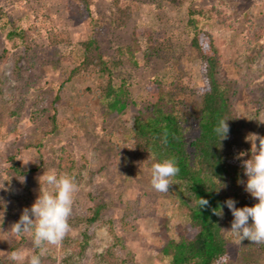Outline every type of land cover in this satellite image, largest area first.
I'll return each instance as SVG.
<instances>
[{
    "label": "rangeland",
    "instance_id": "rangeland-1",
    "mask_svg": "<svg viewBox=\"0 0 264 264\" xmlns=\"http://www.w3.org/2000/svg\"><path fill=\"white\" fill-rule=\"evenodd\" d=\"M121 5L129 9L123 26L118 25L114 0H93L89 12L71 0H0V202L9 207L0 210V259L18 240L8 231L45 187L39 177L55 170L73 176L78 191L68 233L61 244L46 245L42 262L169 264L161 250L187 223L181 202L194 207V198L173 179L168 192L152 187L150 169L155 162L135 152L131 129L136 113L149 101L147 90L154 80L163 81L166 93L171 85L192 98L205 86L201 62L190 47V7L204 10L198 27L214 36L224 76L244 84L237 110L246 137L264 135V0H121ZM91 22L98 26L94 31L106 60L122 62L114 81L125 82L130 97L120 114L111 113L96 96V75L70 77L82 60L80 44L91 35ZM13 29L27 31L34 39V65L25 59L22 45L12 47L7 34ZM40 80L46 86L36 89ZM192 100L186 103L189 112L197 106ZM55 108L57 128L44 136L40 130ZM192 128L196 135L194 120ZM16 154L24 170L41 161L40 169L31 177L10 175L8 158ZM246 196L236 207L258 202ZM95 200L107 211L87 225L83 219ZM233 219L220 218L229 264H264L258 251L242 252V241L230 231ZM24 237L19 250L38 252L32 234Z\"/></svg>",
    "mask_w": 264,
    "mask_h": 264
},
{
    "label": "trees",
    "instance_id": "trees-1",
    "mask_svg": "<svg viewBox=\"0 0 264 264\" xmlns=\"http://www.w3.org/2000/svg\"><path fill=\"white\" fill-rule=\"evenodd\" d=\"M85 12L90 11L93 0H71ZM117 11L118 25L123 26L129 18V9L121 5V0H114ZM187 27L192 30L190 47L201 62V72L205 86L192 96L177 88L168 86L170 93L163 89V81L156 79L148 87L149 101L134 117L131 129V142L135 152L140 156L150 157L154 162L165 158H174L179 172L172 177L182 183L193 196L195 206L190 207L181 202L183 214L187 217L186 225L179 231L176 239L169 240L161 250V256L169 264H214L220 257H227L221 264H229L228 247L220 218L214 213L223 208V216L231 217L224 204L229 198L237 205L246 200V191L239 179L246 181L242 161L235 151L245 153L246 160L250 158V149L246 141L245 126L237 110L239 91L244 87L242 81L230 79L223 74V59L214 36L198 27L197 18L204 15V10L190 7L187 12ZM92 33L80 44L83 57L70 77L81 74H94L99 83L95 89L96 96L104 101L111 113L120 114L126 107L130 97L125 82L115 84L114 71L121 66L118 60H106L101 52L100 44L94 29L98 27L91 22ZM7 38L12 41V47H24L25 59L29 64L37 62L34 51L35 41L27 31L11 30ZM45 81H37L36 89H43ZM197 103L194 112L186 109V103ZM55 98L54 105L58 104ZM35 107L33 122H38L39 115ZM56 108L48 121L44 122L40 133L51 135L57 128ZM220 119H229L228 138L221 140L214 132ZM196 123V135H193L192 121ZM18 155L8 158V173L14 177L33 176L41 167L24 170L17 163ZM226 185L223 187V185ZM223 187V188H221ZM200 198L208 200V205L201 207ZM9 207L0 202V210ZM107 211V206L98 200L87 210L83 221L87 225L97 223ZM21 215H19L18 220ZM9 245L8 254L0 259V264H11L9 254L19 250L25 243L24 234L17 237ZM242 252L258 251L264 259V244H255L248 240L242 241ZM42 264H48L44 261Z\"/></svg>",
    "mask_w": 264,
    "mask_h": 264
},
{
    "label": "clouds",
    "instance_id": "clouds-1",
    "mask_svg": "<svg viewBox=\"0 0 264 264\" xmlns=\"http://www.w3.org/2000/svg\"><path fill=\"white\" fill-rule=\"evenodd\" d=\"M229 119H220L214 132L221 140L227 139L229 134ZM246 140L251 142L250 158L242 162L244 179H239L238 184L244 185V190L258 202L253 206L236 207V201L232 198L224 201L231 211L234 219L231 223V232L239 242L248 240L255 244H264V135L258 133L249 134ZM257 141L259 142L257 144ZM245 153H240V156ZM179 168L174 158H165L151 165L150 183L158 192H168L171 178L176 176ZM43 190L30 208H24L19 220L15 222L10 232L14 237H20L25 233L32 234L34 249L25 253L22 250H14L8 260L11 264H42V256L46 251V245H59L70 229L69 217L72 213L74 196L78 191V184L69 174H58L55 170L44 172L39 177ZM223 185V184H222ZM226 185H223L225 187ZM221 187V188H223ZM200 206L208 205V200L200 198ZM218 216H223V208L213 210ZM251 218L252 223H249ZM227 257H220L214 264H221Z\"/></svg>",
    "mask_w": 264,
    "mask_h": 264
}]
</instances>
